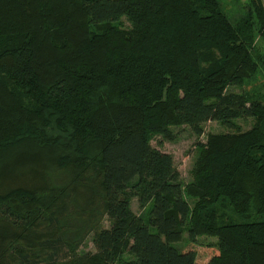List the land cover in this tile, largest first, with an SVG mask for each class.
<instances>
[{"label":"trees","instance_id":"trees-1","mask_svg":"<svg viewBox=\"0 0 264 264\" xmlns=\"http://www.w3.org/2000/svg\"><path fill=\"white\" fill-rule=\"evenodd\" d=\"M230 1L0 0V264H264V0ZM208 122L185 184L151 141Z\"/></svg>","mask_w":264,"mask_h":264},{"label":"rangeland","instance_id":"rangeland-1","mask_svg":"<svg viewBox=\"0 0 264 264\" xmlns=\"http://www.w3.org/2000/svg\"><path fill=\"white\" fill-rule=\"evenodd\" d=\"M222 3L224 4L226 11L231 17H238L240 14H242L241 11V5L239 3H232L230 0H222ZM257 47L259 48L261 53H264V43L262 40L258 41ZM264 79H260L256 84L253 86L246 87L247 90H250L252 87L259 88L263 85ZM231 91L236 93H241L242 89L240 88H232ZM253 119H247V120H238L237 124L241 127V130L247 131L252 128L254 125ZM229 132V130L225 127H223L218 122H208L204 126V134L201 138H197V136L191 131V129L187 126L182 127H176L173 128V139L171 141L164 140L160 137H155L152 139V146L155 147L158 150H161L164 153L170 154L175 163V167L179 170V172L182 175L183 182L185 184H189L192 179L191 171L193 169V165H195L196 158L198 156L199 147L198 145L201 143H206L208 140V136L210 134H216V133H225ZM191 206H193L192 199L188 198ZM132 210L137 216H141L145 220L148 219V215L150 212V204H148L146 207H141L138 199L133 198L132 199ZM103 226L105 228L110 227V223L108 220H105L103 223ZM155 231V230H153ZM198 245H211L216 244L217 239L207 236L199 237L197 240ZM174 246L178 248L181 251H186L190 249L193 245L189 242L188 234H184L183 241L180 243H175ZM199 247V246H197ZM81 253H88V252H96V249L92 243V238H89L86 245H84L81 248ZM135 258L130 253L124 254V256L121 257L120 261L117 264H134Z\"/></svg>","mask_w":264,"mask_h":264}]
</instances>
